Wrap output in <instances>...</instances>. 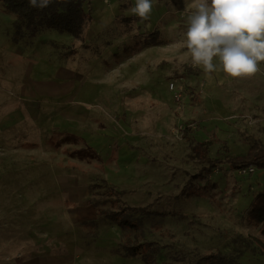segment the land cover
Segmentation results:
<instances>
[{
	"label": "rangeland",
	"instance_id": "rangeland-1",
	"mask_svg": "<svg viewBox=\"0 0 264 264\" xmlns=\"http://www.w3.org/2000/svg\"><path fill=\"white\" fill-rule=\"evenodd\" d=\"M152 2L143 21L135 0H87L79 36L33 37L0 2V264H205L240 249L264 264L249 220L264 168L225 161L248 135L264 142V61L251 78L193 69L199 0ZM120 210L136 229L105 215Z\"/></svg>",
	"mask_w": 264,
	"mask_h": 264
},
{
	"label": "clouds",
	"instance_id": "clouds-1",
	"mask_svg": "<svg viewBox=\"0 0 264 264\" xmlns=\"http://www.w3.org/2000/svg\"><path fill=\"white\" fill-rule=\"evenodd\" d=\"M54 0H29L40 9ZM68 2V0H63ZM152 0H135L131 12L149 20ZM186 48L191 67L210 74L223 71L234 78H251L264 61V0H199L186 17Z\"/></svg>",
	"mask_w": 264,
	"mask_h": 264
},
{
	"label": "trees",
	"instance_id": "trees-1",
	"mask_svg": "<svg viewBox=\"0 0 264 264\" xmlns=\"http://www.w3.org/2000/svg\"><path fill=\"white\" fill-rule=\"evenodd\" d=\"M86 1L87 0H68V2L65 3L63 0H54L50 5L40 9L32 7L29 0H0L7 9L16 14V34L19 37L23 35V30L24 33L33 37L44 29H54L79 36L83 32L86 22V11L84 9V3ZM15 40L17 41L18 38L16 37ZM244 140L249 145L247 153L240 156L228 155L225 161L233 169H248L251 166L264 168V142L251 135L246 136ZM209 143V141L198 143L195 146V150L197 155L208 163L206 171L212 172L218 167V164L221 163L222 160L213 159L208 155ZM223 147L229 151V147L226 143H224ZM127 207L129 210L133 209L132 207ZM140 211L146 214L154 213L153 215H160L158 212H151L144 209H140ZM120 213L121 210L120 212L114 211L109 214L106 213L105 215L119 225L137 228L135 223L136 220H133L128 215H122ZM249 220L255 221L261 225V234L264 236V192H260L256 196L249 213ZM126 249L130 254L137 253V248L134 246L126 245ZM241 251V249L238 250L237 254L234 255L222 252L211 253L204 258L205 264H241L239 260ZM145 253L144 259L148 261L149 259Z\"/></svg>",
	"mask_w": 264,
	"mask_h": 264
},
{
	"label": "built area",
	"instance_id": "built-area-1",
	"mask_svg": "<svg viewBox=\"0 0 264 264\" xmlns=\"http://www.w3.org/2000/svg\"><path fill=\"white\" fill-rule=\"evenodd\" d=\"M170 84H171V88H173V89H174V88H177V86L175 85L176 83H175L174 81H172ZM181 90H182V88H181ZM251 167H252V166H251Z\"/></svg>",
	"mask_w": 264,
	"mask_h": 264
}]
</instances>
